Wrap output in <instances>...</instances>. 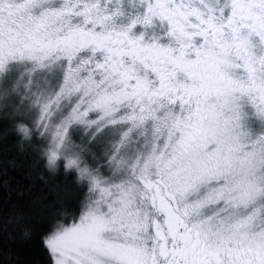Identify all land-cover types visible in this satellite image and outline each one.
<instances>
[{"label": "snow or ice", "instance_id": "1", "mask_svg": "<svg viewBox=\"0 0 264 264\" xmlns=\"http://www.w3.org/2000/svg\"><path fill=\"white\" fill-rule=\"evenodd\" d=\"M0 119L82 191L49 264H264V0H0Z\"/></svg>", "mask_w": 264, "mask_h": 264}, {"label": "trees", "instance_id": "2", "mask_svg": "<svg viewBox=\"0 0 264 264\" xmlns=\"http://www.w3.org/2000/svg\"><path fill=\"white\" fill-rule=\"evenodd\" d=\"M81 195L74 173L50 172L13 121L0 119V264H49L48 220L62 205L77 207Z\"/></svg>", "mask_w": 264, "mask_h": 264}, {"label": "rangeland", "instance_id": "3", "mask_svg": "<svg viewBox=\"0 0 264 264\" xmlns=\"http://www.w3.org/2000/svg\"><path fill=\"white\" fill-rule=\"evenodd\" d=\"M74 139L76 140L77 143H81V138L79 136L74 137ZM85 140H86V134H85ZM89 146L92 147V150L96 151L97 154H100V146L99 145H96V146L89 145Z\"/></svg>", "mask_w": 264, "mask_h": 264}]
</instances>
